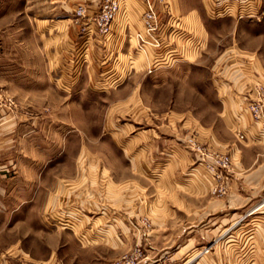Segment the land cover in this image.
I'll return each instance as SVG.
<instances>
[{
	"label": "rangeland",
	"instance_id": "374dc122",
	"mask_svg": "<svg viewBox=\"0 0 264 264\" xmlns=\"http://www.w3.org/2000/svg\"><path fill=\"white\" fill-rule=\"evenodd\" d=\"M175 2L186 36L204 43H174L156 57L133 51L114 64L112 84L96 80L112 59L89 55L72 72L73 50L61 53L74 0H0V84L14 137L0 158V264H112L137 249L139 264H185L193 249L194 264L230 234L241 248L243 231L255 232L248 260L264 264V208L245 215L259 199L244 207L239 168L255 170L264 141L246 142L227 100L243 97L228 69L248 57L264 64V0L259 21L235 10L241 0ZM130 4L140 26L142 3ZM251 101L246 120L264 130L246 111ZM164 248L167 256L153 254Z\"/></svg>",
	"mask_w": 264,
	"mask_h": 264
},
{
	"label": "crops",
	"instance_id": "0c3cea01",
	"mask_svg": "<svg viewBox=\"0 0 264 264\" xmlns=\"http://www.w3.org/2000/svg\"><path fill=\"white\" fill-rule=\"evenodd\" d=\"M99 0H91L92 5H95L98 3ZM176 0H173V5H174V11H175V16H176V20L174 21V25L175 27L180 30L179 32H177L176 30V44L179 45L180 43H182V46L187 43L189 40H191L192 38H196L198 39V41L196 43H198V45H201V42L204 43L203 39H200L203 36H199V38L197 36L194 37H190V36H186L187 31L185 30V28L182 27V20L185 19L184 17H182V15L180 13L177 14V7L176 6ZM74 4V3H73ZM258 8H260L261 5L257 4ZM125 8L124 12L122 13L121 17L115 22L114 26H113V41L109 44V45H104L102 47L101 50H103V52L106 55V60L112 59L113 60V66L111 67L112 69L109 70H104L102 69L104 72H100L101 73V77H99V79L96 77V80H99L101 82H105L106 78H108V80L112 83L115 84L117 83L120 78L118 76L119 72L117 71L118 69L120 70V68L118 67L117 70L114 71V64L116 63V61H118L120 58L122 57H129L131 53H133V51H135V46H132V40L133 39V33H135V31L139 30L141 28V24L139 26V22H137L135 20V16L133 15V10H136L135 8H133L130 4V0H127V3H125ZM143 6V5H142ZM74 7V5H73ZM129 10V12H128ZM179 11V10H178ZM128 12L130 14V16H127ZM191 16V15H190ZM260 23H264V21L259 22ZM173 25V26H174ZM261 26V25H259ZM194 27L198 30V33L200 35L205 33V36L207 34L206 32V28L204 26V24L201 21L195 22ZM48 31V29H47ZM175 30L172 29L171 33L174 32ZM61 39H62V49H61V53L64 54L66 53V51L68 50H73L74 48H78L81 46V39L78 35L77 32V28L70 25V27L67 29V31H64V34L61 35ZM103 53V54H104ZM89 55L91 56L92 59L97 60L96 58H94L92 51L89 49ZM89 57V56H88ZM240 63L242 64V68L240 70H237V66L233 65L230 69H228V74H230L233 82H234V86L233 88L235 89L236 86H239V88L242 89V100L240 101V104L238 103L237 99L233 98L232 96H230L227 100H229V104H231L232 108H238V112L233 113L230 111L231 115H232V120L235 121L236 125H241L243 126L244 130H245V138H246V142H251L253 143V141L255 140H263L264 141V130H258V127H256L255 125L250 126L249 124H251L248 120L247 114L243 109L244 106V102H247L248 100H253L255 97L254 91L255 88L257 86H260L264 89V64L260 63L259 60L256 58L254 59L253 57H248V59H245V61H240ZM102 64V63H101ZM104 65V64H102ZM236 67V68H235ZM240 68V67H239ZM92 70L95 71L94 75L92 74V77L94 79L96 71L100 70V65L95 67H91ZM85 72H89L88 68L87 71L85 69ZM98 72V71H97ZM91 73V72H89ZM100 75V74H99ZM104 78V79H101ZM95 80V79H94ZM108 81V82H109ZM107 82V81H106ZM3 84H0V158L3 156H7L10 150V142H12L13 138L10 137V132H9V114H8V108H7V104L6 102L3 100V96L4 98L8 96V90H3ZM239 98V97H238ZM18 118V117H17ZM18 136V135H17ZM147 137V136H146ZM135 139H138V137H135ZM150 139V144L145 143L146 147L145 149H149L152 148L153 146V142L154 139L153 137H147L146 140ZM132 142V141H131ZM132 144V143H131ZM249 148V147H247ZM131 152L130 154L134 153V155H136L135 151L136 149L131 146L129 149ZM236 153L240 154V155H244L245 153H247L248 151H250L249 149L246 148H241L240 150L236 149ZM234 151V149H233ZM123 153L125 154V151H123ZM150 155V158L152 159V156L154 155V153L152 151H149V153H147ZM139 155H141L139 153ZM260 157H262L260 159ZM256 163H253V167L256 164L255 170L253 172L250 173V169L251 166H248L247 164H244V162L241 163L240 165V170L243 173H247V175H242V179H241V193L242 195H246L247 198H245V202L243 204L244 207L249 204L250 202L255 201V199H259L257 202H255L256 204H258L255 209L251 210L252 207L250 206L246 212H248L247 216H251L254 213L258 212V210H260L261 208H264V152H260L259 150L256 153ZM132 159V158H131ZM133 161V159H132ZM130 161V163L132 162ZM132 165V164H131ZM8 171L7 166H2L0 165V173H4ZM250 173V174H249ZM110 181V182H109ZM109 181H107V185L108 184H112V185H116L113 183V181L111 179H109ZM253 190L254 192H257L258 195H250L248 193H246L247 191H251ZM255 210V212H254ZM245 212V213H246ZM261 214H264V211L260 212ZM244 215V216H245ZM264 217V216H263ZM233 225V223L231 224V226ZM244 226L242 227V230ZM193 229V228H192ZM190 229L189 231H184L185 233H190V231H196V230H192ZM226 230V231H225ZM225 230H223L221 235H225L228 230H230V228H226ZM241 230V229H239ZM88 231V230H87ZM256 231V230H255ZM244 233V241H243V245L241 248H238L237 246H235L233 243L234 241V235L230 234L227 236V238L224 240L223 245H213L212 250L213 252L210 253L209 255H205L202 256L199 261L197 260L194 264H257L258 262L255 263H251L248 259V257L250 256V254L256 252L254 250V241L253 239H255V232L252 231H243ZM89 233H87L88 235ZM85 235V234H84ZM211 239L207 240V242H210ZM206 242V241H205ZM264 244V242H263ZM262 248L264 249V246H262ZM169 248H164L161 249L159 251L154 252L153 254H159L160 257L163 256H167L169 254ZM201 247H199L197 250H200ZM240 251H239V250ZM257 250V249H256ZM189 251V250H188ZM191 253L185 255L184 261L187 262H191L192 259H189L192 257V250H190ZM237 251L241 252V255L236 254ZM235 252V255L233 254ZM238 255V256H237ZM154 255H150L149 257L152 258ZM189 257V258H188ZM149 259V258H148ZM153 260V259H152ZM259 260V259H258ZM264 261V259H263ZM146 264V263H145Z\"/></svg>",
	"mask_w": 264,
	"mask_h": 264
},
{
	"label": "built area",
	"instance_id": "2783aa9c",
	"mask_svg": "<svg viewBox=\"0 0 264 264\" xmlns=\"http://www.w3.org/2000/svg\"><path fill=\"white\" fill-rule=\"evenodd\" d=\"M139 1L143 5V12L140 16L141 28L135 31L133 37L136 41L135 51L139 49L138 51L145 54L149 52L155 57L166 55L174 43L177 45L176 30L180 31L174 25L176 16L173 0ZM241 1H245L244 5H237L235 10H241L242 16L259 21L263 12L256 5V0ZM123 3L124 0H99L97 4L92 5L91 0H74L73 21L81 39V46L73 49V56L70 60L73 65L72 72L74 69L75 71L79 69L78 67L87 59L89 49L97 60L106 58L101 49L113 41V26L124 12ZM226 7L235 8L234 5L218 8ZM172 29L175 31L171 33ZM255 97L256 99L249 103L246 111L255 123H261L264 126V89L262 87L258 86ZM211 249L212 246L202 248L196 259L209 254ZM141 257V250L137 249L134 254L125 256L112 264H139L138 260Z\"/></svg>",
	"mask_w": 264,
	"mask_h": 264
}]
</instances>
